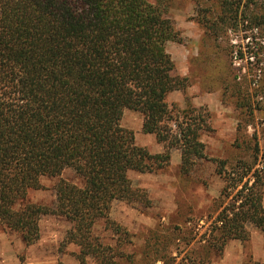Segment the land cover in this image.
<instances>
[{"label":"trees","instance_id":"obj_1","mask_svg":"<svg viewBox=\"0 0 264 264\" xmlns=\"http://www.w3.org/2000/svg\"><path fill=\"white\" fill-rule=\"evenodd\" d=\"M215 1L200 22L214 38L247 41L233 53L251 58L245 76L256 77L254 92L241 83L232 91L251 115L264 109V0ZM180 40L165 0H0V228L31 245L41 218L59 217L69 224L64 242L77 246L78 264H133L122 247L127 230L109 217L116 201L149 204L130 173L164 169L172 149L180 150L182 174L205 158L200 135L211 129L209 112L167 101L188 87L166 50ZM125 109L142 115V132L153 134L162 152L135 143L120 123ZM252 168L218 171L223 198L239 189L213 220L207 243L216 255L231 239L248 240V223L264 232V169ZM66 169L79 182L60 178L53 205L29 199L43 187L41 177ZM100 223L115 243L95 232Z\"/></svg>","mask_w":264,"mask_h":264},{"label":"rangeland","instance_id":"obj_2","mask_svg":"<svg viewBox=\"0 0 264 264\" xmlns=\"http://www.w3.org/2000/svg\"><path fill=\"white\" fill-rule=\"evenodd\" d=\"M165 1L167 16L181 38L180 42H167L166 50L174 61L175 74L188 82L185 91L171 92L167 101L180 109L190 105L209 112L211 129L200 135L205 158L198 160L189 174H182L180 150L172 149L170 162L164 169L131 172L133 186L147 193L149 204L116 201L109 217L127 230L122 247L132 255L133 264H262L264 232L253 224H247L248 240H229L220 255L207 243L221 204L239 189L229 188V198H223L225 182L218 171L228 174L232 167L243 163L251 164L253 170L264 169V109H255L247 115L245 109L237 106V96L232 91L236 83H241L243 89L254 92L256 77L245 76L251 58L236 59L233 53L247 41L240 35L214 38L207 33L200 17L203 9L213 14L217 7L215 0ZM120 123L133 131L137 145L151 153L163 151V145L153 134L142 132L140 113L125 109ZM60 178L79 182L69 169L56 177H41L43 187L30 190L29 199L53 205L54 186ZM39 224L40 238L31 245H25L16 232L0 228V264H78L74 256L77 246L64 242L69 224L50 215L42 217ZM102 225L98 224L95 232L115 243L117 236L104 231ZM119 264L130 263L123 260Z\"/></svg>","mask_w":264,"mask_h":264}]
</instances>
